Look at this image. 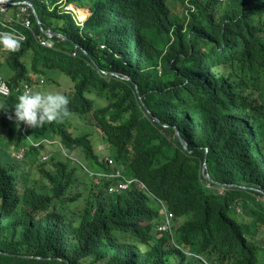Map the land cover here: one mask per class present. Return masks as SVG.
I'll use <instances>...</instances> for the list:
<instances>
[{"label": "trees", "instance_id": "obj_1", "mask_svg": "<svg viewBox=\"0 0 264 264\" xmlns=\"http://www.w3.org/2000/svg\"><path fill=\"white\" fill-rule=\"evenodd\" d=\"M29 1L43 27L65 39L42 47L27 31L6 59L0 264H57V257L63 264H203L195 255L208 264H264L263 248L248 242V228L231 215L264 230V0H64L89 10L80 25L61 0ZM45 69L70 78L72 114L105 137L115 166L144 188L109 194L111 180L94 183L90 174L110 167L67 119L17 130L8 118L21 95L16 87ZM92 92H106L103 108H93ZM53 138L81 161L69 168L67 156L53 155L38 169L46 182L39 184L29 155L48 153L44 140ZM10 147L23 150L21 161ZM204 158L211 182L199 172ZM157 200L174 216L171 234L155 232ZM62 203L79 209L66 214Z\"/></svg>", "mask_w": 264, "mask_h": 264}, {"label": "clouds", "instance_id": "obj_2", "mask_svg": "<svg viewBox=\"0 0 264 264\" xmlns=\"http://www.w3.org/2000/svg\"><path fill=\"white\" fill-rule=\"evenodd\" d=\"M56 4L59 5V8L61 10L65 11L66 13H70L72 15V18H73L75 23H76V21L74 19V8L77 10H79V9L83 10L86 13V15L84 16V19L79 20V23L77 22L79 25L82 24L86 20V18L88 17V15L90 13L89 10L86 11L83 8H77L72 4L66 3L64 0H61V1L57 2ZM0 5H4L6 7L5 16L8 19V21L5 20L4 16L0 14V54H1L0 57H1V63L6 65L7 68H8V66L6 64V59H7L9 52L20 51V49L22 47V43L26 39V32L27 31H29L31 33L35 42L38 43L42 47L50 48L51 44L54 42V38H57L60 41L65 39L61 34L56 33V32H54L48 28H44L43 24L41 23V21L38 17L39 24L41 25V28H42V30H41V28L39 27V24L35 20V17H34L33 11H32V9H34V11H35V8L33 7V4L31 3V1H29V0H0ZM45 5L49 11L52 10V8L54 7V4L50 5V4H48V2H45ZM0 11H3V9L0 8ZM26 16L29 19V26L28 27L21 25L22 19ZM33 20L38 25L40 33L44 37H42L40 34H36V33L32 32L31 28H32V24H33L32 21ZM76 20H77V18H76ZM52 32L55 34H52ZM41 41L44 42L45 44L44 45L41 44ZM72 55H74V54L72 53ZM23 62H24V60H23ZM40 74H30L31 75L30 82L22 80L18 84V86L16 87V90H19L21 92V95H19L18 102L16 103V105L14 107V115H9L8 118L10 120H14L17 130L20 129L21 124H24L28 128L39 129V128L44 127L45 124H50V123H54V122L55 123H63L66 119L71 118V116L73 115L70 108H69L70 100H69V97L67 95L62 94L60 92H55V93L47 92V93H45V92H39V91H36V92L32 91V84L33 83H35V84L42 83L41 79L38 80V82H36V80L34 78V76H37ZM3 75H5V76L3 77ZM7 76H8L7 74H2V75L0 74V82H4L9 89V94L6 96H3L0 94L1 97H7L11 93L10 87H9V85L7 83V79H6ZM24 84H27L29 88L26 87L25 90L23 91V85ZM4 108H5V106L3 104H0V110L5 111ZM5 112H8V111H5ZM23 130H24V128H22V131ZM44 141H46V140H44ZM38 143L39 142L33 143V144L37 145ZM48 143H50V145H51V144H54L55 142L54 141H48ZM10 151H15V158L17 160L21 161L23 159L24 152L21 148L18 150H14L12 148ZM20 152H21L22 157L17 158V154H19ZM105 157H110V156H108V155L102 156L103 161H104ZM41 160L46 161L47 156L43 155L41 157ZM76 161H78L77 158H76ZM93 173L95 174V172H93ZM98 174H100V173H98ZM98 174H96L98 176V178H101ZM157 201H158L160 209L162 211V213H161L162 214V223L156 227L155 231L159 234H171L173 232L174 216L165 207V205H163L159 200H157ZM168 214H171V217L169 219V225H170L169 230L159 231L158 228L162 224H164L165 217ZM185 254L187 256H192L190 253L185 252ZM194 257L198 258V260H200L201 263L207 264V262H205L202 257L196 256V255ZM57 264H63L62 258L57 257Z\"/></svg>", "mask_w": 264, "mask_h": 264}, {"label": "rangeland", "instance_id": "obj_3", "mask_svg": "<svg viewBox=\"0 0 264 264\" xmlns=\"http://www.w3.org/2000/svg\"><path fill=\"white\" fill-rule=\"evenodd\" d=\"M87 11V9H85ZM83 12L82 14H84V16L86 15V13L83 10H77L74 8V19L76 21V23H79V13L78 12ZM77 18V20H76ZM77 23V24H78ZM79 25V24H78ZM1 56V54H0ZM24 62L29 65V61H30V55H27L23 58ZM10 71L9 69L6 67V65H4L3 63H1V57H0V74H7L9 75ZM115 76L117 74H115L114 72H109V73H105L104 77H111V76ZM5 75H3L4 77ZM36 82H38V80H42V83L39 84H32V91L36 92H60L62 94H66L68 95L71 90H72V82L70 80V78L63 72L57 70V69H45L40 75L34 76ZM121 78L127 79V77L125 75L121 74ZM90 99H92L93 103H94V109H100L103 108L106 104H107V95L106 92H103L101 95H97L95 92H92L90 94L87 95ZM69 122V131L75 136V135H80L83 133H88L91 137L90 139L92 140V144H93V148L95 153L98 156H106L108 155V145L106 143L105 137L102 136V134H100L99 132H97L93 127H91L85 118H80L77 117L75 115H72L71 118L67 119ZM5 138V136H3ZM54 139V144H51L50 146L47 147V152L44 155L47 156V160L46 161H42L41 157L34 159L32 158L31 155H29V159H31V161L33 162L32 166H30V175L32 177H35L36 181L39 184H45V181H42L40 178H38V169L42 168V167H47L48 165H50L52 160V156L54 155V157H59L61 159H64V156L69 158V161H71L72 163H70L69 168H71L73 165V163L77 162L76 158L77 156L75 155V153L73 152V155H70V152L63 153L62 150L60 149V146L58 145L57 139ZM49 140H46V142H48ZM3 144L7 145V141L4 139L2 140ZM12 149V147L9 148V151ZM65 154V155H64ZM78 160L81 161V156H78L77 158ZM74 161V162H73ZM92 175L93 178V182L94 183H98L100 182V178H98L97 175L90 174ZM79 176V175H78ZM81 176V175H80ZM86 181H89L88 179H86ZM82 187H86L85 185H82ZM209 187V186H208ZM224 190V187H221L218 189L219 194L222 193V191ZM61 202H59L60 204ZM58 210L64 213H68V214H73L75 212L78 211L79 209V205H71L70 203L66 204V203H62L61 205L57 206ZM161 211V209H160ZM162 213V211H161ZM235 220H237V222H240L243 224V228L249 230V232H247L245 230V236L248 240V242H250L251 244L260 246L261 248H263V253H260V257L259 259L264 262V230L261 229H252L250 230V225H249V220L248 218L243 217L242 215H234L231 214ZM248 222V224H246ZM173 226L175 227V221L173 222ZM174 231V228H173ZM156 232V231H155ZM262 251V250H261ZM203 260L205 262L208 261L206 258H203Z\"/></svg>", "mask_w": 264, "mask_h": 264}, {"label": "built area", "instance_id": "obj_4", "mask_svg": "<svg viewBox=\"0 0 264 264\" xmlns=\"http://www.w3.org/2000/svg\"><path fill=\"white\" fill-rule=\"evenodd\" d=\"M0 8L3 9V11H0V14L3 15L4 19L8 21V19L5 16L6 7L4 5H0ZM21 25H23L25 27L29 26V19L27 16L22 19ZM41 44L44 45L45 43L41 41ZM26 87H28V85L24 84L23 85V91L25 90ZM0 94L3 96H6L9 94V89L4 82H0ZM21 157H22V155L20 152L19 154H17V158H21ZM104 161L110 167L111 172L110 173H100L98 175L100 177H104L106 179L111 180V183L108 185V188H107V192L109 194H118L121 192H125V191L129 190V188L132 184H135L138 188H144L143 184L140 183L137 179L126 176L120 168L116 167L112 158L105 157ZM261 201L264 205V197L261 198ZM170 217H171V214H168L165 217L164 224H162L158 228L159 231L169 230V227H170L169 219H170Z\"/></svg>", "mask_w": 264, "mask_h": 264}, {"label": "water", "instance_id": "obj_5", "mask_svg": "<svg viewBox=\"0 0 264 264\" xmlns=\"http://www.w3.org/2000/svg\"><path fill=\"white\" fill-rule=\"evenodd\" d=\"M32 11H33V14H34V17H35L36 22L39 24V19H38V16H37L36 12L34 11V9H32ZM39 27L41 28V25L40 24H39ZM41 30H42V28H41ZM52 34H55V33L52 32ZM138 100H139L140 103H142L141 97H139ZM176 134H177V132H176ZM178 138H179V141L182 144L183 148L185 150H187L186 143L183 141V139L180 138V136H178ZM199 172H200V175L203 178H205L207 181L211 182L210 178L208 177V174L206 173L205 158H204V161H203V163L201 165V168H200V171Z\"/></svg>", "mask_w": 264, "mask_h": 264}, {"label": "bare ground", "instance_id": "obj_6", "mask_svg": "<svg viewBox=\"0 0 264 264\" xmlns=\"http://www.w3.org/2000/svg\"><path fill=\"white\" fill-rule=\"evenodd\" d=\"M78 13H79V19H80V20L84 19V14H82L83 12H80V11H79Z\"/></svg>", "mask_w": 264, "mask_h": 264}]
</instances>
